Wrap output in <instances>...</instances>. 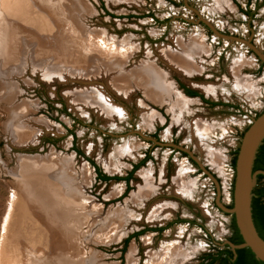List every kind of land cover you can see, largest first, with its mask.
<instances>
[{
    "label": "rangeland",
    "instance_id": "1",
    "mask_svg": "<svg viewBox=\"0 0 264 264\" xmlns=\"http://www.w3.org/2000/svg\"><path fill=\"white\" fill-rule=\"evenodd\" d=\"M27 2L29 26L19 15L14 21L26 31L17 50L32 53L43 39L64 79L31 65L0 68V96L10 91L0 98V264H168L166 250L178 254L169 264H201L223 250L232 216L217 203L231 206L232 160L264 111V63L242 43L264 57V0ZM38 17L44 36L32 26ZM176 39L201 45L194 73L167 61L166 52H180ZM149 66L171 91L163 100L137 78ZM179 84L231 106L184 98ZM93 86L113 106L109 114L87 106ZM25 164L37 172L24 175ZM138 164L129 190L124 181L97 180L95 169L124 178ZM26 178L36 193L27 194ZM156 210L162 216L150 217Z\"/></svg>",
    "mask_w": 264,
    "mask_h": 264
},
{
    "label": "bare ground",
    "instance_id": "2",
    "mask_svg": "<svg viewBox=\"0 0 264 264\" xmlns=\"http://www.w3.org/2000/svg\"><path fill=\"white\" fill-rule=\"evenodd\" d=\"M29 0H8L6 3H1L0 2V59L2 60V66H0V68H7L11 66L10 72H15L18 73L21 69H24L25 66H33L36 70H40V72L42 74H44V78L50 79L51 77L53 78V76H57L60 79L62 78L60 74H57V72H55V70H57L54 66H51V61H52V57L51 61L48 60V55L47 54H51L49 53V51L45 50V42L42 39V43L41 40H39L38 36L35 34H32V36H36L38 38L39 42V47L37 50H34L32 47V53L30 52L31 49L27 48L25 49V51H21V50H17V46L19 45H15L18 41V38H20L19 36L23 33H26V31L24 29H21L17 26V24L14 22L16 20V17L19 15L18 18H20L21 21H24L25 23H27L26 26L28 25L27 20L25 19L26 16V12L25 9L28 5ZM32 1V0H31ZM44 1V0H43ZM34 2V1H33ZM37 2V1H36ZM44 3V2H43ZM27 4V5H26ZM35 3H32V6ZM40 4V3H38ZM31 5V4H30ZM41 5V4H40ZM36 6V5H35ZM34 6V7H35ZM31 7V6H29ZM45 7V6H44ZM37 7H35L36 9ZM42 8V7H41ZM33 9V10H35ZM29 10V9H28ZM38 10V9H37ZM49 10V9H48ZM39 11V10H38ZM37 11V12H38ZM41 11V10H40ZM43 11V10H42ZM28 12V11H27ZM6 13V14H5ZM18 13V14H17ZM33 13V12H32ZM43 13V12H42ZM45 13V12H44ZM17 14V15H16ZM25 15L23 17V15ZM52 14V13H51ZM50 14V15H51ZM46 15V14H45ZM49 15V14H48ZM34 16V15H33ZM15 17V18H14ZM46 17V16H45ZM52 17V16H51ZM17 18V19H18ZM29 18V16L27 17ZM29 21L31 19H28ZM36 21H34L32 23V26L35 28V30H38L40 32L41 35L44 36V34L41 33V30L43 31V29H45L47 27L46 24L43 23L42 19H39V17L37 19H35ZM57 20V19H56ZM18 22V21H17ZM31 23V21L29 22ZM22 24V23H21ZM58 24V23H57ZM25 25V24H24ZM58 26V25H57ZM53 27V26H52ZM59 27V26H58ZM49 29V28H48ZM18 30V31H17ZM34 31V30H33ZM37 31V32H38ZM54 31V30H53ZM64 31V29H63ZM32 32V31H31ZM35 33V32H33ZM45 33V32H44ZM68 33V32H67ZM73 35V34H72ZM25 36V35H24ZM23 36V37H24ZM40 36V35H39ZM35 38V37H33ZM44 38V37H43ZM23 41V40H22ZM50 41V40H49ZM30 42V41H29ZM56 42V41H55ZM20 43V42H19ZM73 43V42H72ZM176 48L178 49V51H180L179 53H167L166 52V58L167 61L169 62L170 66L173 67V69L177 70L178 72L181 73H186V74H191L194 73L196 71V67L195 64L192 63L191 60V56L198 54L200 52V50H202L201 45H199L198 41L195 40H189V42L186 44H184L183 42H181L180 40H175L174 41ZM24 44H26L24 42ZM49 44V43H48ZM9 45V46H8ZM51 45V44H50ZM25 46V45H24ZM58 46V45H57ZM27 47V44L25 46V48ZM31 47V46H30ZM106 47V46H105ZM120 49V48H119ZM180 49V50H179ZM122 50V49H121ZM166 50L165 48H163V51ZM23 52V53H22ZM62 52V51H61ZM60 53V52H59ZM63 53V52H62ZM20 54V57L18 56ZM22 54V55H21ZM108 55V54H107ZM110 55V54H109ZM115 56V55H114ZM55 61V60H54ZM18 63V64H17ZM48 63V65H46ZM57 64V62H55ZM54 63V64H55ZM59 63V62H58ZM66 63V62H65ZM13 64L15 65V67H12ZM51 66V68H50ZM97 68V67H96ZM103 68L100 67L101 71ZM102 72H105V70H103ZM140 73L137 74V78L138 80L142 83V85L144 84L146 86V89L148 90V93L150 95V97H152L153 99H157V100H163V96H169L170 95V89H165L163 88V85L161 84L160 81V77L157 75V72L155 71V69L153 67H146L145 69L143 68L142 70L139 71ZM107 73V72H106ZM118 73V72H117ZM63 76V75H62ZM103 77V76H102ZM100 78V77H99ZM108 78V77H107ZM106 78V79H107ZM64 79V78H62ZM91 84V83H89ZM88 85V84H87ZM148 85V86H147ZM88 88V87H87ZM6 89V88H5ZM2 90L3 96H0V98L2 100H5L6 97L9 95L8 93L10 92L9 90ZM170 91V92H168ZM89 92V93H88ZM76 94V93H75ZM122 94V93H121ZM73 96V95H72ZM164 96V98H165ZM75 98V97H73ZM87 106H95L96 108H98V110H100L102 113L105 114H109L110 110H111V106L110 102L108 100H106L107 98L105 97V94L99 90V88L97 89V87L93 86L91 91H87ZM8 99V98H7ZM180 100V99H179ZM88 101H90V103H88ZM184 102V101H183ZM92 103V104H91ZM7 104V103H5ZM71 104V103H70ZM74 106V104H72ZM184 104L178 102L177 100L175 102V104L173 105V107H178L179 109L182 108ZM75 107V106H74ZM113 107V106H112ZM179 111V110H178ZM21 112V111H19ZM180 113V112H179ZM178 116V115H177ZM11 117V116H10ZM9 123V122H8ZM38 126V125H36ZM12 130H16L15 128L13 129L12 127L9 128ZM192 129H194V131L197 134H200L203 132L204 128L203 126L199 125V124H195L193 125ZM205 132V130H204ZM196 134V135H197ZM203 135V134H202ZM23 137H25V134L23 135ZM21 139V138H20ZM23 140V139H22ZM24 141V140H23ZM27 161V160H26ZM25 162V161H24ZM28 162V161H27ZM28 164V163H27ZM32 166V165H31ZM29 165H23L22 166V173L24 175H30V174H35L37 171L35 170V168L31 167ZM23 187L25 189V191L27 192V194H34L36 193V189H35V183L31 180L30 178H26L24 183H23ZM39 194V192H38ZM45 197V196H43ZM47 198V197H46ZM49 200V198H48ZM24 201V200H23ZM44 201V200H43ZM14 203H16L14 201V198L12 197L9 203V207H8V213L5 217V221L6 223H8L9 218H10V213L11 210L14 206ZM47 203V202H46ZM46 203L44 202V204L46 205ZM37 204V203H36ZM39 205V204H38ZM44 205V206H45ZM55 207V206H54ZM159 212H157V210L154 212L150 213V217L153 216V218L156 216V214H158ZM23 214V213H21ZM44 214V213H43ZM50 215V214H49ZM159 215H161L159 213ZM162 216V215H161ZM46 217V215L44 216ZM156 218V217H155ZM48 219V218H47ZM51 219V218H50ZM48 221V220H46ZM5 223V224H6ZM49 223V222H48ZM47 223V224H48ZM4 224V222H3ZM50 224V223H49ZM19 226V225H17ZM55 227V226H53ZM18 228V227H17ZM23 228V227H22ZM27 228V227H26ZM24 228V230L26 229ZM51 228V227H50ZM28 229V228H27ZM26 229V230H27ZM40 229V228H39ZM42 229V228H41ZM23 229H21L22 231ZM45 230V229H43ZM42 230V231H43ZM17 231V230H16ZM20 231V230H18ZM41 231V233H42ZM23 232V231H22ZM21 232V234H22ZM45 233V231H43ZM53 232V231H52ZM17 234V233H16ZM40 234V233H39ZM46 234V233H45ZM41 235V234H40ZM47 238V237H46ZM48 239V238H47ZM46 240V239H45ZM48 241V240H47ZM46 242V241H45ZM57 244V243H56ZM48 246V244H46ZM171 247V246H170ZM173 247V246H172ZM56 248V247H55ZM27 249V248H26ZM177 251V250H176ZM15 253V252H14ZM175 251L173 252V250H166L165 252V257L164 260L168 264L171 263V259L172 258H177L178 254H174ZM22 256V255H21ZM56 256V255H55ZM172 256V257H171ZM176 260V259H175Z\"/></svg>",
    "mask_w": 264,
    "mask_h": 264
},
{
    "label": "water",
    "instance_id": "3",
    "mask_svg": "<svg viewBox=\"0 0 264 264\" xmlns=\"http://www.w3.org/2000/svg\"><path fill=\"white\" fill-rule=\"evenodd\" d=\"M222 37V36H221ZM229 38L242 42L239 39ZM245 43L264 63L263 55L257 51L250 43ZM264 140V111L256 118H253L240 138L239 147L235 156L234 179L232 188V203L230 208L221 205L218 207L230 214L234 220L235 227L242 239V243L234 245L225 241V245L230 248L233 257L240 249H249L254 258L264 263V240L261 239L255 229L252 219L251 202L253 189L257 183V176L263 175L264 171L253 172L254 161L259 147Z\"/></svg>",
    "mask_w": 264,
    "mask_h": 264
},
{
    "label": "trees",
    "instance_id": "4",
    "mask_svg": "<svg viewBox=\"0 0 264 264\" xmlns=\"http://www.w3.org/2000/svg\"><path fill=\"white\" fill-rule=\"evenodd\" d=\"M186 94L191 97L196 96V93L192 91H186ZM146 159H148V157H146ZM234 163H235V157L232 160L233 167H234ZM141 165L142 164L133 166L132 170L124 178H121L118 176L114 178H110L108 176L103 175L98 169H95L96 177H97V180L104 181V182L110 181V180L124 181L127 184L126 189L129 190V186H128L129 181L132 179L133 173ZM255 171H264V140H263L262 145L258 149L256 158L254 161L253 172ZM253 195L254 196L251 202L252 219H253V223H254L255 229L259 237L264 240V176L263 175L257 176V183L253 189ZM232 229H233V233L229 237L228 241L234 245L241 244L242 239L240 235L238 234L233 218H232ZM162 230L163 229H159L157 231H162ZM138 235L139 234H136L135 236H138ZM127 241L128 239L126 240V243ZM202 260H203L202 264H264L263 262L256 260L249 249L237 250L236 257H233V254L227 245L224 246L223 250L218 251L215 254L211 253V254L205 255Z\"/></svg>",
    "mask_w": 264,
    "mask_h": 264
},
{
    "label": "crops",
    "instance_id": "5",
    "mask_svg": "<svg viewBox=\"0 0 264 264\" xmlns=\"http://www.w3.org/2000/svg\"><path fill=\"white\" fill-rule=\"evenodd\" d=\"M222 9H223V6L221 7ZM190 89H192V88H190ZM194 92H197L199 95H201V96H203V98H204V101L203 100H201V99H199L198 97H196L197 99H198V101L200 102V103H202L203 105H205V106H209V107H211V108H214V107H230L231 105H229L227 102H224V101H221V102H216L215 100H209L207 97H205L202 93H200L199 91H197V90H195V89H192ZM182 94H183V92H182ZM183 97L184 98H187V99H189V98H191V97H188V96H186L185 94H183ZM194 98V97H193ZM206 102V103H205ZM194 162V164H197V163H195V161H193ZM212 162V161H211ZM213 163L214 162H212V165H213ZM199 165V164H198ZM200 166V165H199ZM216 166H217V164H216ZM200 169H201V167H200ZM202 171H204V170H202ZM205 173H207L210 177H211V179L215 182V184H216V181H215V179L213 178V175H211L209 172H205ZM215 177V176H214Z\"/></svg>",
    "mask_w": 264,
    "mask_h": 264
},
{
    "label": "flooded vegetation",
    "instance_id": "6",
    "mask_svg": "<svg viewBox=\"0 0 264 264\" xmlns=\"http://www.w3.org/2000/svg\"><path fill=\"white\" fill-rule=\"evenodd\" d=\"M179 88H180V90L183 92V94H185L186 96H188V95L186 94V91H192V92H194L192 89H190L189 87H186V86L183 85V84H179ZM194 93H196V96H194V97H198L199 99H201V100L204 101L203 96L199 95L197 92H194ZM188 97H191V96H188ZM191 98H193V97H191ZM205 103H206V102H205ZM202 262H203V260H202ZM204 263H206V262H204ZM201 264H202V263H201Z\"/></svg>",
    "mask_w": 264,
    "mask_h": 264
},
{
    "label": "built area",
    "instance_id": "7",
    "mask_svg": "<svg viewBox=\"0 0 264 264\" xmlns=\"http://www.w3.org/2000/svg\"><path fill=\"white\" fill-rule=\"evenodd\" d=\"M251 122V121H250Z\"/></svg>",
    "mask_w": 264,
    "mask_h": 264
}]
</instances>
